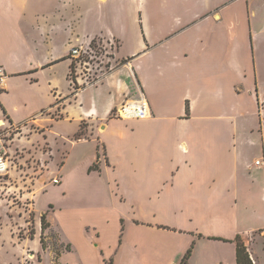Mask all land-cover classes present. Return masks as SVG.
<instances>
[{"label":"crops","instance_id":"0c3cea01","mask_svg":"<svg viewBox=\"0 0 264 264\" xmlns=\"http://www.w3.org/2000/svg\"><path fill=\"white\" fill-rule=\"evenodd\" d=\"M134 1L0 0V67L7 74L0 89V128L38 132L47 140L48 130L62 123L75 126L74 137H84L86 124V135L98 140L99 156L101 146L105 152L86 169L88 175H106L116 186L115 196L132 204L134 214L170 209L177 215L176 224L138 221L145 232L150 231L145 226L169 227L167 237L192 235L190 247L202 238L235 240V227L224 237L211 227L192 230L179 222L181 213L198 211L213 227L222 226L237 204L255 199L254 188L260 186L259 159L249 163L246 149L264 144L255 141L260 131L247 116L253 98L238 87L250 61L233 56L228 62L224 41L210 39L226 35L220 29L223 18L210 12L230 3L160 0L145 6L146 0H138L139 6H131ZM108 41L116 44L119 64L73 91L72 49ZM142 96L150 109L147 119L116 116ZM60 105L54 118L51 112ZM94 165L97 170L90 173ZM63 179L70 180V174ZM190 247L176 251L170 264L181 261ZM249 254L257 264L253 250Z\"/></svg>","mask_w":264,"mask_h":264},{"label":"rangeland","instance_id":"374dc122","mask_svg":"<svg viewBox=\"0 0 264 264\" xmlns=\"http://www.w3.org/2000/svg\"><path fill=\"white\" fill-rule=\"evenodd\" d=\"M156 1L160 0H146L145 6H156ZM223 1L230 6H216L210 14L223 18L224 27L220 29L225 30V38L220 40L215 34L210 39L217 44L224 41V50L231 56L228 62L234 61L233 56L250 61L238 87L239 92L246 90V95L253 98L247 116L255 120L260 131L255 132V141L264 144V0ZM131 6H139L138 0ZM135 14L136 10L132 20ZM110 42L94 45L101 49L98 63L104 61L101 68L97 67V75L100 69L105 72L112 64H119L114 60L116 44ZM70 75L72 89L77 92L83 87L75 86ZM58 108L51 112L54 118L60 114L61 105ZM87 127L82 125L84 137H74L75 126L62 123L48 130L47 140L38 132L31 136L21 129L0 128V154L9 158L10 165L9 173L0 176V264H170L176 251L190 247V234L167 237L164 233L171 230L169 227L145 226L148 233L138 223L176 224L177 215L168 213L170 209L163 214H134L132 204L115 196L116 186L106 175H88L86 169L105 152L101 144L99 156L98 140L86 135ZM246 151L247 161L254 165L262 158L264 147ZM258 170L255 175L260 186L254 188L255 199L237 204V210L222 226L213 227L197 216L198 211L181 213L179 222L192 230L208 226L203 230L211 227V233L224 237L235 227L248 252L253 250L257 264H264V168ZM65 173L70 174V180L63 179ZM167 205L174 209L170 202ZM191 247L194 264H236L235 240L202 238ZM174 264L190 263L177 259Z\"/></svg>","mask_w":264,"mask_h":264},{"label":"built area","instance_id":"2783aa9c","mask_svg":"<svg viewBox=\"0 0 264 264\" xmlns=\"http://www.w3.org/2000/svg\"><path fill=\"white\" fill-rule=\"evenodd\" d=\"M111 45H113V42ZM98 52L101 53V49H84L82 47L73 48L71 51V70H70V77L72 83L76 86L77 84L81 87H86L89 85L94 84L97 82L100 75H103L109 71H111L112 66L105 71L101 72L100 69L99 74L97 75L96 72L98 71L97 67L101 68L104 64V61H100L98 63ZM96 66V71L94 72V68ZM7 80V74L5 70L0 67V89L5 85ZM116 116L119 119L125 121L131 120H145L150 116V109L146 99L142 96L139 100L128 102L124 104L120 110L117 112ZM255 166L259 168H264V155L261 159L255 162ZM9 158L6 155L0 154V176L7 175L9 173ZM54 183L58 184V180L54 181Z\"/></svg>","mask_w":264,"mask_h":264},{"label":"trees","instance_id":"16d2710c","mask_svg":"<svg viewBox=\"0 0 264 264\" xmlns=\"http://www.w3.org/2000/svg\"><path fill=\"white\" fill-rule=\"evenodd\" d=\"M97 167H98L97 165H94L93 167L90 168L89 172L96 171ZM42 219L44 220L45 217L43 216ZM214 239L223 240L221 238H214ZM235 242H236V245H237L236 264H254L250 254L248 252V249H247L245 243L243 242V239L240 236H238L235 239ZM191 248L184 255V257L182 259V262L189 260V258L191 256V252H192Z\"/></svg>","mask_w":264,"mask_h":264},{"label":"bare ground","instance_id":"6f19581e","mask_svg":"<svg viewBox=\"0 0 264 264\" xmlns=\"http://www.w3.org/2000/svg\"><path fill=\"white\" fill-rule=\"evenodd\" d=\"M2 125V123L0 122V126Z\"/></svg>","mask_w":264,"mask_h":264}]
</instances>
